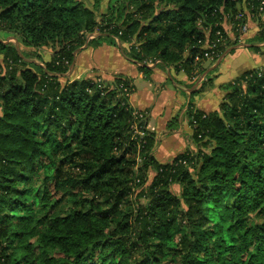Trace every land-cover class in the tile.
I'll return each mask as SVG.
<instances>
[{
	"label": "trees",
	"instance_id": "obj_1",
	"mask_svg": "<svg viewBox=\"0 0 264 264\" xmlns=\"http://www.w3.org/2000/svg\"><path fill=\"white\" fill-rule=\"evenodd\" d=\"M101 2L0 0L3 34L50 46L41 64L0 40V264H264V65L218 85L217 109L188 105L191 147L166 162L129 78L67 76L76 49L107 39L145 72L158 60L193 79L264 0Z\"/></svg>",
	"mask_w": 264,
	"mask_h": 264
},
{
	"label": "crops",
	"instance_id": "obj_2",
	"mask_svg": "<svg viewBox=\"0 0 264 264\" xmlns=\"http://www.w3.org/2000/svg\"><path fill=\"white\" fill-rule=\"evenodd\" d=\"M242 10L245 14L244 21L250 24L248 35L241 34L240 38L244 35L250 39L258 33V19L255 18L252 22V16L243 5ZM261 17L264 20V14ZM224 29L228 36L234 38L230 25L225 24ZM249 45L233 48L232 52L219 60L214 69L213 65H208L206 71L212 70L207 75L212 77L214 86L201 92L193 93L197 82L191 84V79L183 71H175L173 66L148 65V71H143L137 63L125 56L128 44L119 46L101 43L81 48L75 53L69 78L99 76L111 79L114 74L129 78L133 90L128 95V102L137 110L147 111L146 129L154 133L156 140L152 153L159 162H166L187 146L191 147L192 129L185 116L188 105L203 111L217 109L223 96L218 85L231 81L248 68L262 65L264 42L257 44L258 51L252 50ZM173 118H176L174 123Z\"/></svg>",
	"mask_w": 264,
	"mask_h": 264
},
{
	"label": "rangeland",
	"instance_id": "obj_3",
	"mask_svg": "<svg viewBox=\"0 0 264 264\" xmlns=\"http://www.w3.org/2000/svg\"><path fill=\"white\" fill-rule=\"evenodd\" d=\"M105 4H106V0H102L101 5H100V10H99L100 12H104L105 11ZM241 12L244 13V10H241ZM249 15L252 16V19H251L252 22H254L255 21V18H257L258 19V23H259V26L257 28H259V30H261V29L264 30V20L261 17V15H263V14H261L259 16H255L253 14H249ZM243 24L245 25V30L242 29V31H241L239 27L237 29L240 30V33L241 34L248 35L249 24L250 23L249 22L247 23L246 21H244L243 23H240V24H237V25L241 27ZM244 35H243V38H239V43L236 44L233 47L234 49L237 48V47H240V46H245V44H248L247 43V40H249V39L246 38ZM0 39H4V40H7L8 39L7 42H10V43H12V44H14L16 46L17 41L15 39H13V37H11L9 35H6V34H3L1 31H0ZM103 41H104V43H107L108 42L107 39H104ZM117 44H121V43L118 42ZM19 51L22 52L24 55H26L27 59H32L35 62L37 61V62H39L41 64H42L43 61L48 60L49 57H50V46H48L47 48H32V47H26V46H22L21 45V46H19ZM229 51H230V49H228V51L225 50L223 55H226L227 53H229ZM219 58H217L216 60L207 58L206 61H205V63H204V66L208 67V65H210V66L213 65L212 66V69H214L217 66V64H218ZM0 61H1V57H0ZM262 65H264V61H263ZM262 65H260V66H262ZM212 69H210L209 71H211ZM209 71H205V72H203L201 74H198V75L195 76V78L191 79V84L197 82V85L194 88L195 90L198 88L200 82L203 81V80H205V77H206V75H207V73ZM69 75L70 74H67V76H69ZM195 90H193V92ZM151 176H152V172L149 171V179L151 178ZM37 189H40L39 182L38 183H31L30 184V191L29 192L36 191ZM172 190L175 193H179V186L178 185H173L172 186ZM56 197H58V196H56Z\"/></svg>",
	"mask_w": 264,
	"mask_h": 264
},
{
	"label": "built area",
	"instance_id": "obj_4",
	"mask_svg": "<svg viewBox=\"0 0 264 264\" xmlns=\"http://www.w3.org/2000/svg\"><path fill=\"white\" fill-rule=\"evenodd\" d=\"M259 9L261 10L262 7H260ZM241 15H242V14H239V17H240ZM239 24H240V23H239ZM236 27H239L241 31H242V29L245 30V25H244V24H243L241 27L238 26V25H237ZM240 30H239V31H240ZM0 40L3 41V42H7V41H8V39H7V40L0 39ZM204 56H205L206 58L212 59L213 52L205 53ZM157 63H158V60H154V61L149 60V61L146 63V65H155V64H157ZM138 133H141V132L138 131Z\"/></svg>",
	"mask_w": 264,
	"mask_h": 264
},
{
	"label": "water",
	"instance_id": "obj_5",
	"mask_svg": "<svg viewBox=\"0 0 264 264\" xmlns=\"http://www.w3.org/2000/svg\"><path fill=\"white\" fill-rule=\"evenodd\" d=\"M118 45L120 46V44H118ZM86 46H87V42H86L82 47H80V48H78V49H76V50L74 51V56H75V53H76L77 51H79L81 48L86 47ZM16 48L19 50L18 43H16ZM227 51H228V50H227ZM223 54H224V53H223ZM223 54L221 55V57L219 58V60L224 56ZM219 60H218V62H219ZM72 66H73V62H72V64H71L70 69H69V71L67 72V74H69V73L71 72Z\"/></svg>",
	"mask_w": 264,
	"mask_h": 264
}]
</instances>
